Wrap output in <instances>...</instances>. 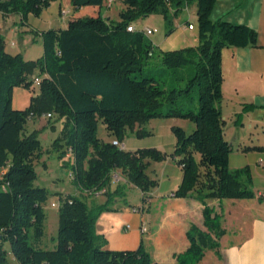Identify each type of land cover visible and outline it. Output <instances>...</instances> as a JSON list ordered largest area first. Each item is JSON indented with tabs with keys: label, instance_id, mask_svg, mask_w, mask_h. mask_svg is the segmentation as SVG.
Masks as SVG:
<instances>
[{
	"label": "trees",
	"instance_id": "16d2710c",
	"mask_svg": "<svg viewBox=\"0 0 264 264\" xmlns=\"http://www.w3.org/2000/svg\"><path fill=\"white\" fill-rule=\"evenodd\" d=\"M55 1L0 0V12L19 14L23 22L30 14L40 16ZM109 1L70 0L76 11L85 6H98L101 11L70 18L64 28L36 31L44 48L37 59L9 52L0 34V264L9 260L6 242L18 264H157L143 242L135 249H111L96 229L99 215L113 210L111 203L116 196H126L123 185L110 189L113 173L121 170L127 181L144 192V200L157 186L158 181L147 173L150 160L176 158L183 169L182 182L175 191L178 197L255 196L249 167L232 169L229 165L232 146L224 136L221 102L223 49L257 46V31L246 24L213 20L217 0H121L125 7L119 20L104 16ZM195 2V46L162 50L144 30L128 29L137 19L157 13L163 16L170 34L175 18ZM154 56L172 68L174 79L185 85L169 87L145 75L143 64ZM189 65L192 70L187 73ZM36 76L41 78L40 92L29 107L15 108L14 88L33 87ZM164 100L169 102L166 111L161 109ZM48 113L65 118L53 149L62 159L71 152L74 160L65 165L70 164L75 184L86 191L104 190L107 196L106 202L92 207L80 196L62 198L54 249L41 246L45 204L53 194L36 183V161L44 153L41 130L26 131L30 119ZM152 118H184L195 127L190 132L180 125L172 127L176 145L170 154L155 147L125 150L98 136L103 123L121 142L137 123L145 124ZM136 133L142 136L148 131ZM187 234L190 245L176 255L175 264H198L207 249L220 254V243L210 233L193 225Z\"/></svg>",
	"mask_w": 264,
	"mask_h": 264
},
{
	"label": "crops",
	"instance_id": "0c3cea01",
	"mask_svg": "<svg viewBox=\"0 0 264 264\" xmlns=\"http://www.w3.org/2000/svg\"><path fill=\"white\" fill-rule=\"evenodd\" d=\"M114 2L119 3L121 10L125 7L121 0ZM62 8L74 10L71 18L89 8H97L98 13L100 12L98 6L82 7L76 11L70 0L55 1L40 16L30 14L27 21L23 22L19 14L0 12V34L5 37L6 49L13 54L21 53L15 41L16 35L20 36L24 43L26 40H33V37L42 40L40 34H34L36 31L41 33L50 28L66 27L70 18L66 19L60 13ZM194 8L197 13L196 2L187 6L175 18L172 33L166 32L165 37L154 42L160 49L172 50L198 44V16L193 28L189 27L192 22L183 20L182 17L185 13L190 16ZM107 15L104 13V16ZM211 18L246 24L258 33L257 46H228L223 49L224 78L221 102L225 121L224 136L232 146L229 165L232 169L249 167L255 196L250 198L172 196L171 193L176 191L182 182L183 169L176 158L169 156L157 161L161 165L159 167L161 179L169 180V184L163 188L162 180H157L158 184L155 187H160L159 190L153 193L151 189L146 194V200L144 192L138 188L141 195L138 202L128 200L127 192L126 196H116L111 205L113 210L103 211L99 215L96 229L99 234L106 237L108 248L135 249L143 242L157 264H175L176 255L189 247L187 233L196 225L210 233L220 243L219 255L214 249H207L198 264H264V0H217ZM162 19L164 20L163 16ZM147 28L151 27H143ZM154 28L158 30L157 27ZM162 122L167 126L161 132L160 141L154 145L167 153L170 149L174 150L176 145V137L171 131L173 126L180 125L188 132L195 127L193 122L184 118H169L167 122ZM115 138L116 136L108 132L107 141L112 142ZM122 145L124 149H137V144L130 146L129 143L122 142ZM71 156L67 157V161L73 162ZM196 157L200 159L198 153ZM118 175L120 176L119 171L113 173L114 179L110 185L112 191L124 182L128 186H135L127 181L126 176L120 178ZM52 181V187H45L54 194L51 198L54 202L61 201L68 194L84 198L91 207L103 204L107 200L103 191L82 190L73 179L75 189L71 185L66 186L60 176ZM126 200L129 204H126ZM48 208L56 211L59 226V207ZM142 222L150 226L148 233H142ZM128 224L131 225L129 229L126 228ZM56 245L57 241L53 237L48 241L46 237L41 240V246L44 248L54 249Z\"/></svg>",
	"mask_w": 264,
	"mask_h": 264
},
{
	"label": "rangeland",
	"instance_id": "374dc122",
	"mask_svg": "<svg viewBox=\"0 0 264 264\" xmlns=\"http://www.w3.org/2000/svg\"><path fill=\"white\" fill-rule=\"evenodd\" d=\"M195 7H196V4H195ZM120 10L121 9L119 8V3L110 0L109 4L108 3L105 4L103 13L108 14L107 16H109L112 19L119 20ZM61 11L62 12L60 13L63 14L64 17H66V19L71 18L72 15L74 14V10L70 11V10H67L66 8H62ZM97 13H98L97 8L95 9L89 8V9H86L84 12H82V14L80 12L76 13L77 14L76 17L86 16L90 14L96 15ZM182 17H183V20H188L196 24V19H197L196 9L194 8L190 16L188 15V13H185L182 15ZM134 25L136 26L137 29H140V30H144L143 27L145 26H149L151 28L157 27L158 28L157 31H155L154 33L150 35L149 34L147 35L153 42L159 41L160 38L165 37V33L168 30V27L165 21L162 19V16L157 13L137 19L136 21H134ZM34 38L35 37H33V40L32 39L26 40L23 43L21 41L20 36L18 35L15 36V41L17 42V46L20 52L24 54L26 59H37L43 55L44 48H43L42 40H37ZM185 68L187 69L186 72L188 73L192 70V65L186 66ZM178 70L180 71L181 68L180 69L178 68ZM173 71L174 70L172 68H168L165 65H162L157 56L150 58L148 62H145L143 64V73L145 75L154 76L162 80V82H165L167 86L169 87L173 85H177V84L185 85L186 82L183 81L181 83H178V81L174 79L175 74L173 73ZM37 86L36 85L33 86L36 88L16 86L13 90V96H12L13 106L15 108H22V109L29 107L30 104L32 103L33 96H35L36 94L40 92V88ZM192 95L193 97H195V100H196V92H193ZM194 105L196 106V102ZM168 108H169V102L168 100H164L161 109L163 111H166L168 110ZM167 119L169 118H152L149 121H147L145 124L137 123L134 130L127 131L126 136L123 138V140L120 143L126 142V143H129L130 146H133V144H137L136 145L137 149L149 148V147L156 148L154 144H157V142L160 141L161 139L160 135H162L161 132L163 131L164 127L167 126V124L162 121L167 122ZM64 122H65V118H58L57 115L53 113L51 116L43 115L41 117L30 119L27 124V128H26L27 132H30L34 129L42 130L40 134V139L43 145L44 153H43L42 158L36 161V170L38 174L40 175L39 179L36 182L37 185L52 187L53 185L52 179L60 176L65 181L66 186L71 185L75 189V184H73L74 182H72V178L70 176V172H71L70 164L65 166V163L68 160L67 157L71 155L67 153L66 156L63 158L64 159L63 160L62 158L59 157V153L53 149V141L56 137H58L61 134V130L64 126ZM143 125L145 126L144 128H141V130L142 131L146 130L148 131V133L143 134L142 136H139L137 135L136 132L139 130L138 127L140 128ZM171 131L173 133L172 129ZM131 134L134 136H130ZM98 136L102 138L104 141H107L106 139L108 137V132L103 123L99 124ZM125 150H130V149H125ZM132 150H136V149H132ZM171 152H173L172 149L168 150V154H170ZM160 166L161 165L157 161L150 160V165L147 168V173L149 174V176L158 181L161 179V175H159L161 174L160 168H159ZM119 173H120V176L119 175L118 176L120 178L125 176L123 172L120 171ZM161 180H162L161 187L164 188L167 184H169V180L167 179H165V181H163V179ZM122 185L124 186L123 188L125 192H127V195H129L128 200L134 201V202H138L141 200L140 190L138 189L136 185L128 186V184H126L125 182ZM159 188L160 187H154L153 193H156L159 190ZM53 195L54 194L50 196L47 203L45 204L47 217L45 221V236L44 237H46V241H48L49 238L51 240V237H53L54 240L56 241V236L58 232V215L55 210H51L50 208H48L49 206L56 207V206H53V203H57V202H54L51 199ZM128 200L126 204H129ZM4 246H5V249L8 251L9 261L11 263H14L15 261H14L13 254L11 251L10 243L6 242Z\"/></svg>",
	"mask_w": 264,
	"mask_h": 264
},
{
	"label": "built area",
	"instance_id": "2783aa9c",
	"mask_svg": "<svg viewBox=\"0 0 264 264\" xmlns=\"http://www.w3.org/2000/svg\"><path fill=\"white\" fill-rule=\"evenodd\" d=\"M189 27H190V28H193V27H194V24H193V23H190V24H189ZM128 29H129V30H135V29H137V28H136V26L134 25V23H132V24H130V25L128 26ZM155 31H157L156 28H147V29H144V32H145L147 35H148V34L150 35V34L154 33ZM40 81H41V78L38 77V76H36V77L34 78V85H39V84H40ZM47 115H48V116H51L52 113H48ZM112 142H113L114 144L120 145V147H123L122 143H120V141L117 140V139H113ZM69 154H71V152H69ZM70 176H71V178L73 179V177H74L73 172H70ZM103 191H104V190H103ZM171 195H172V196H176V195H175V191H173V192L171 193ZM60 204H61V201H59V202H57V203H53V206L59 207ZM130 227H131L130 224L126 225V228L129 229ZM141 231H142V233H148V232L150 231V226H149L146 222H142V224H141ZM13 258H14V257H13ZM14 261H15V258H14ZM7 264H18V263H16V262L11 263V262L8 260Z\"/></svg>",
	"mask_w": 264,
	"mask_h": 264
}]
</instances>
